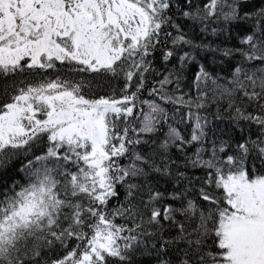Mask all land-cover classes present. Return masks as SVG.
I'll return each mask as SVG.
<instances>
[{"label": "snow or ice", "instance_id": "obj_1", "mask_svg": "<svg viewBox=\"0 0 264 264\" xmlns=\"http://www.w3.org/2000/svg\"><path fill=\"white\" fill-rule=\"evenodd\" d=\"M0 264H264V0H0Z\"/></svg>", "mask_w": 264, "mask_h": 264}]
</instances>
